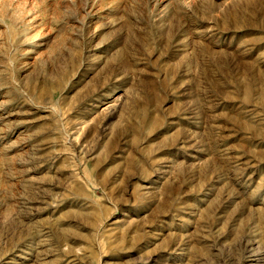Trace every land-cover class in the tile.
Returning <instances> with one entry per match:
<instances>
[{
    "label": "rangeland",
    "instance_id": "374dc122",
    "mask_svg": "<svg viewBox=\"0 0 264 264\" xmlns=\"http://www.w3.org/2000/svg\"><path fill=\"white\" fill-rule=\"evenodd\" d=\"M0 264H264V0H0Z\"/></svg>",
    "mask_w": 264,
    "mask_h": 264
}]
</instances>
